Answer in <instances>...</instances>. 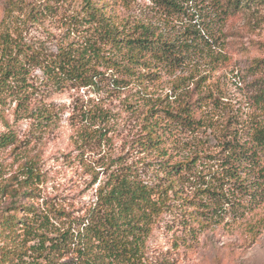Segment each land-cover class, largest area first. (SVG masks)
Masks as SVG:
<instances>
[{
  "label": "rangeland",
  "instance_id": "1",
  "mask_svg": "<svg viewBox=\"0 0 264 264\" xmlns=\"http://www.w3.org/2000/svg\"><path fill=\"white\" fill-rule=\"evenodd\" d=\"M156 1L0 0V136L15 138L0 148V264H41L28 248L57 242L58 228L83 217L120 167L163 188L175 182L146 238L151 263L264 264V200L229 193L224 167V146L236 136L245 143L263 122L264 0H168L172 12ZM230 2L238 8L226 16ZM92 11L131 34L149 28L160 58L131 75L118 61L102 67L97 87L57 90L27 55L94 41ZM164 49L179 61L163 59ZM166 111L189 116L193 129ZM155 124L157 146L148 135ZM32 163L37 179L24 175ZM174 164L186 166L168 177L163 167Z\"/></svg>",
  "mask_w": 264,
  "mask_h": 264
},
{
  "label": "trees",
  "instance_id": "2",
  "mask_svg": "<svg viewBox=\"0 0 264 264\" xmlns=\"http://www.w3.org/2000/svg\"><path fill=\"white\" fill-rule=\"evenodd\" d=\"M169 12L175 6L168 0L156 1ZM173 6V7H172ZM238 4L230 2L222 7L226 16L234 12ZM94 22V33L98 37L90 39L85 46L77 49H62L57 54H45L41 50L27 55L26 62L44 71L46 80L58 90L71 85L78 88H94L104 77L102 67L113 68L118 61H123L121 68L127 74H133V66L147 62V58H160L161 50L158 41L152 37V31L145 26L134 33L121 30L111 17L104 12L89 13ZM164 48V45L162 46ZM110 53L114 58L111 59ZM163 59L177 62L180 58L174 52L164 49ZM22 63V62H21ZM19 63L17 67L25 66ZM9 77L10 75L7 74ZM119 80H116L118 83ZM168 118L180 120L181 125L189 129L195 120L189 116L182 117L179 113L165 112ZM101 117V114H94ZM47 117L37 116L40 122ZM251 128V129H250ZM155 124L150 129V145L161 143ZM248 139L242 143L235 137L224 146L228 152L225 161V176L229 186L228 192L237 190L245 195L249 203L264 200V115L263 122L251 125L247 130ZM85 143L92 140V132L83 137ZM15 143L12 135L0 136V148H7ZM165 165L167 176L176 177L184 170V166ZM135 169L120 167L113 171L106 183L97 190L96 202L90 206L81 218L69 220V228H58L57 242L47 246L41 240L28 251L44 259L41 264H153L147 257L146 238L152 226L168 207V193L175 182L165 188L159 184H149L142 180ZM24 175L28 179L40 177L35 164L27 165ZM254 173L257 177L249 182L245 176ZM245 177V178H243ZM70 217L58 206V216ZM59 219V217H58ZM62 219V218H61ZM49 222V218L47 219ZM44 234H40L43 237ZM51 241V240H50ZM32 242V241H30ZM39 259V260H40ZM34 264H40L38 260Z\"/></svg>",
  "mask_w": 264,
  "mask_h": 264
}]
</instances>
